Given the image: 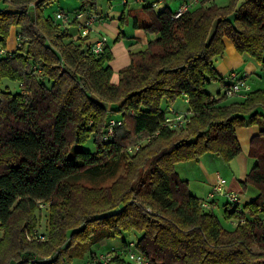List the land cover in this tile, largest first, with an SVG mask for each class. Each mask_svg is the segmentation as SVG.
<instances>
[{
	"label": "trees",
	"instance_id": "1",
	"mask_svg": "<svg viewBox=\"0 0 264 264\" xmlns=\"http://www.w3.org/2000/svg\"><path fill=\"white\" fill-rule=\"evenodd\" d=\"M48 1L0 0V46L12 28L19 44L0 56V264H101L98 245L108 239L121 240L108 264H129V243L149 264H264V89L229 104L205 90L223 81L214 60L224 39L264 70V0H199L178 18L168 2L154 11L161 0H152L142 28L155 37L130 54L116 83L108 47L93 54L87 39L42 14ZM77 1L74 12L96 14V0ZM178 98L187 100L189 122L170 130L162 124ZM111 120L121 124L104 139ZM248 125L258 134L241 186L255 196L238 212L225 204L224 227L175 165L205 154L228 164L241 152L236 129ZM91 137L94 152L83 148ZM114 161L123 172L108 186L69 181Z\"/></svg>",
	"mask_w": 264,
	"mask_h": 264
},
{
	"label": "crops",
	"instance_id": "2",
	"mask_svg": "<svg viewBox=\"0 0 264 264\" xmlns=\"http://www.w3.org/2000/svg\"><path fill=\"white\" fill-rule=\"evenodd\" d=\"M143 1L144 0H135V9L131 8L134 3L129 4L128 0H121L120 4L110 5L105 13L102 12L101 8L99 9L100 12L97 10L95 11L98 19L94 23V32L89 36L87 43L93 44V42L99 37L106 38V46L112 55L108 65L112 69L113 75L129 65L130 54L144 50L147 47L148 42L155 37L154 34L148 33L142 28L143 25L149 21V12L144 11L143 7L147 6L152 0ZM177 1H179L180 6L183 0ZM165 2H168V0H161L154 8H163ZM169 5L171 7V4ZM77 27V25L65 26L69 32L71 28L75 29L76 32L74 34L71 33L74 37H77L78 35ZM228 43L230 45H228ZM224 44V54L220 57H216L214 60L217 75L222 78L229 72L234 71L239 74H244L247 83L251 72L254 71V73H256V67L261 68L260 65L255 62L251 63V59L238 54L229 40L224 39ZM12 47V42H6L5 49L7 51H12ZM262 71L264 72V70ZM221 84H223V91L221 93L223 94L225 83L221 81ZM251 91L254 90L249 86L248 92H242V94L237 96L225 98V101L231 100V102L224 101L222 104L240 103L245 100L246 96ZM184 101L186 102L185 99ZM172 106L174 107V104ZM109 108L110 107L108 106V109ZM258 111H260V109H258ZM257 134L258 128L255 125H248L236 129V137L241 152L236 158L228 163V168L230 170L229 176L226 179L223 177L226 181V190L237 193L240 196V202L242 205L248 203L255 196L254 190L250 187L244 189L241 186V182L245 179L246 175L254 165V161L248 157V150L251 138ZM213 160H216L217 163L219 157L213 154H205L197 161L180 162L175 165V171L180 179L187 181L188 190L191 195L204 199L207 194L211 192L216 180L222 178L219 173L214 175L210 171L209 162H212ZM223 199L225 201L221 202ZM215 203L217 204V207L219 206L223 209L226 204V198L218 195L215 198Z\"/></svg>",
	"mask_w": 264,
	"mask_h": 264
},
{
	"label": "built area",
	"instance_id": "3",
	"mask_svg": "<svg viewBox=\"0 0 264 264\" xmlns=\"http://www.w3.org/2000/svg\"><path fill=\"white\" fill-rule=\"evenodd\" d=\"M199 0H183L175 11L173 18L180 17L189 7ZM98 17L94 13H89L85 11H76L71 14L64 12H57L55 14L54 20L61 25L68 26L72 22L77 24L78 35L82 39H87L94 32V23L97 21ZM17 42V39H16ZM19 45V44H16ZM106 45V38L99 37L97 38L93 44H91V52L93 54L101 53L103 48ZM0 55L10 57V52H7L5 49L0 48ZM223 82L225 83L223 95L226 98H231L242 94V92H248L249 86L246 83V76L244 74H239L234 71L229 72L228 74L222 77ZM186 100V99H185ZM187 102V100H186ZM189 122V113L187 112H179L172 105L167 108V113L163 120V127H166L170 130H179L184 128ZM121 122H116L115 120L109 121L108 128L104 139L107 137H111L114 134V128L116 125H120ZM147 141V140H145ZM140 143L128 148V152H132L137 150L140 147ZM221 195L226 198V208L229 211L238 212L241 207L240 196L232 191L226 190V181L223 178H218L216 182L213 184L212 190L200 203L202 209L205 210H215L217 208V204L215 203L216 196ZM39 206H42L39 204ZM232 227L237 226L238 224L244 223V220H231L229 222ZM37 238L40 240H44L43 236L38 235ZM29 239V237H27ZM114 248H111L110 252L102 254L98 257V261L101 264H108L113 257ZM125 259L129 264H149V260L141 253L137 252L134 249V244L129 243L128 248L125 252Z\"/></svg>",
	"mask_w": 264,
	"mask_h": 264
},
{
	"label": "rangeland",
	"instance_id": "4",
	"mask_svg": "<svg viewBox=\"0 0 264 264\" xmlns=\"http://www.w3.org/2000/svg\"><path fill=\"white\" fill-rule=\"evenodd\" d=\"M128 1H129V4L134 3V4H132L131 8L135 9L136 8L135 0H128ZM215 1L219 5H225L227 3V0H215ZM120 3H121V0H96V10L98 12H100L99 9L101 8L102 12L105 13L108 10L110 5H116V4H120ZM168 3L171 4V8L174 11H176L179 7V1H177V0H173V1L168 0ZM78 6H79V3L77 0H51V1L46 2L43 5L42 14L46 17L54 19L55 14L57 12H64V13L71 14L72 12L77 10ZM161 9L162 8H159V9L154 8V11L158 12ZM16 32H17V28H13L10 31L8 38L6 39V42H12L13 43V47H12L13 50L12 51H14L16 49V46H15L16 45V43H15ZM75 32L76 31L74 28L70 29V33L74 34ZM226 45H227V43H226ZM228 45H230V44L228 43ZM0 48H1V46H0ZM252 62L254 63L255 61L251 59V63ZM256 68H257L256 73H254V71L251 72V75H250V78H248L247 84L252 88V90L264 89V72L261 70V68H259V67H256ZM117 80H118V75L117 74L113 75L112 82L116 83ZM6 85L9 87V89L12 92H19L20 91V88H19L17 83H13L7 79H4L2 81V86H6ZM205 90L208 94H210L211 96L216 98L219 96V94L222 93L223 84H221V82L217 80V81L211 82L209 85H207ZM225 102H231V100L225 101ZM174 108L179 112H187L188 105H187V102H185L183 98H178L174 103ZM92 140H93V138L91 137L88 140V142L83 146V148L85 150L94 152V146H93ZM139 143L142 145L143 141L137 142V144H139ZM131 147H133V146H130L128 148H131ZM207 157H209V156H207ZM217 161H218L217 163H216V160H213L212 162L210 161L209 162V169L214 175H216V173H219V175L222 176V178L224 177L226 179L229 176V171H230L228 168V164L223 162L220 158ZM122 172H123V164L120 161H114L111 164H109L108 167L106 169H104V171L102 170L101 172H99L97 174H91V173L83 172L81 174L71 176L69 178V181L70 182H79V183H81L87 187H105V186L110 185L111 182L117 176H119ZM224 201L225 200L223 199L221 202H224ZM41 208H42L41 210H44L45 206L44 207L42 206ZM214 212L217 215V217L219 218L221 224L224 227H226L227 225H226V222H225L224 217H223V209L218 206L214 210ZM43 213H44V211H43ZM45 224H46L45 214H42V218L40 221V227H39L40 229H37V232H35L34 235L38 236V234H40L39 232H41L45 229ZM1 236H2V231H0V237ZM123 240H125L127 242H134L136 240V237L124 235ZM40 241H43V240H40ZM120 241H121L120 239L103 240L98 245L99 247H101L99 252L101 254H103L104 252L108 251L109 248L112 246L119 247Z\"/></svg>",
	"mask_w": 264,
	"mask_h": 264
}]
</instances>
